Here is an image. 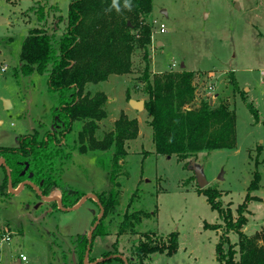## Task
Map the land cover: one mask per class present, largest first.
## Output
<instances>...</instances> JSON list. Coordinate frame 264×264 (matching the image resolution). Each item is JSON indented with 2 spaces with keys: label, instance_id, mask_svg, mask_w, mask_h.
I'll return each instance as SVG.
<instances>
[{
  "label": "rangeland",
  "instance_id": "374dc122",
  "mask_svg": "<svg viewBox=\"0 0 264 264\" xmlns=\"http://www.w3.org/2000/svg\"><path fill=\"white\" fill-rule=\"evenodd\" d=\"M38 1L0 0V147L17 146L20 138L34 129L52 127L51 107L56 98L48 92L47 74L21 76L22 44L30 28L41 26L37 16L28 11ZM70 1L48 0L50 5L59 6L64 17L58 21L60 12L52 10L47 21V29L55 33L57 41L66 30ZM152 10L146 20L152 28L148 45L151 76L188 69L195 74L198 90L194 105L187 106L197 109L206 101L204 88L213 84L207 102H228L235 110L236 148L217 149L208 157L200 153L196 162L204 165L208 187L221 192V203L231 209L234 220L239 217L238 207L245 201L254 173L261 175L258 189L251 194L259 199L249 203L243 230L250 236L264 231V0H153ZM162 23L167 31L161 34ZM144 52L136 47L129 74L112 75L89 90L102 91L108 97L104 107L108 117L99 122L97 132L100 139L113 131L121 115L136 118L139 133L124 144L127 156L115 169L119 182L115 187V209L103 215L88 263L122 255L128 264H137L134 247L146 238L145 234L167 244L169 234L178 232V250L172 255L155 252L146 264H223L217 259L220 237L227 235V241L236 245L238 233L227 230L220 214L201 193L203 188L198 187L187 166L193 159L180 162L175 156L158 154L150 114L130 104V99H148L144 92ZM4 66L8 70L2 72ZM209 72L212 78L207 77ZM231 72L238 82L236 88ZM4 100L11 103L10 109L5 108ZM249 103L258 111L260 121L249 110ZM75 126L79 130L82 124ZM102 154L110 152L75 151V162L64 173L63 183L85 194L110 189L104 168L95 163ZM222 170L223 180H219ZM4 178L5 171L0 167V240L4 235L11 236L10 243L0 248V264H82L81 253L86 255L88 233L100 212L96 202L87 200L76 210L59 208L50 212L52 203L43 201L31 188L17 194L9 187L4 191ZM54 196L61 198L60 194ZM135 215L142 216L140 222H136ZM228 242L224 241L225 251ZM22 253L26 261H22ZM100 264L124 262L114 258Z\"/></svg>",
  "mask_w": 264,
  "mask_h": 264
},
{
  "label": "trees",
  "instance_id": "16d2710c",
  "mask_svg": "<svg viewBox=\"0 0 264 264\" xmlns=\"http://www.w3.org/2000/svg\"><path fill=\"white\" fill-rule=\"evenodd\" d=\"M152 8L153 0H71L65 18L66 30L58 41L46 25L52 10L53 13L60 12L59 6L41 0L28 10L37 16L41 26L30 28L22 44L21 76L29 78L36 72L47 74L48 92L56 98V104L51 107L52 127L44 131L34 129L21 137L17 146L0 147V158L5 160L10 170L14 189L22 182L30 181L43 196L60 194L63 207H73L85 195L84 191L63 183L64 173L75 162V151L82 154L90 150L110 152L98 155L95 163L104 168L111 187L95 195L105 209L103 215L115 209V187L119 184L115 169L118 168L117 163L127 156L124 144L138 136V120L121 115L113 131L100 139L97 132L99 122L108 117L104 109L108 97L102 91L92 93L90 88L108 81L112 75L129 74L136 47L145 51L144 59L147 61L143 77L144 92L148 96L145 110L151 116L149 125L153 130L156 152L163 156H175L183 162L196 160L200 153L208 157L217 149L236 148V112L230 109L228 102L214 105L206 100L197 109L187 106L194 105L196 97L195 74L192 71H163L151 76L148 45L152 28L146 20ZM63 19L60 12L57 20ZM15 76L19 79L18 72ZM231 76L233 86L238 87L233 72ZM248 107L260 121L253 105L249 103ZM79 123L81 128L75 130V125ZM0 167L5 171L2 188L8 191V170L3 164ZM253 178L245 201L238 207L239 217L236 220L231 209L222 205L221 192L214 187L203 188L201 192L211 208L220 214L227 230L238 233L236 245L227 241V235L220 237L216 246L217 259L223 264H264V231L250 236L243 230L248 222L246 211L249 203L259 199L251 194L258 189L261 175L255 172ZM25 188L35 190L32 185ZM87 200L95 201L100 209L96 200ZM48 203L53 205L50 212L59 210L58 201ZM102 217L93 233V241L99 235ZM135 219L140 222L142 216L135 215ZM97 220L94 219L93 225ZM209 227L219 229L217 225ZM151 235L145 234L146 238L134 247L137 264H146L155 252L172 255L178 250V232L169 234L167 244ZM224 241L228 242L226 251ZM81 258L84 264V251ZM115 259L124 262L120 257Z\"/></svg>",
  "mask_w": 264,
  "mask_h": 264
},
{
  "label": "water",
  "instance_id": "95a60500",
  "mask_svg": "<svg viewBox=\"0 0 264 264\" xmlns=\"http://www.w3.org/2000/svg\"><path fill=\"white\" fill-rule=\"evenodd\" d=\"M164 14L167 15V11L166 10H163ZM184 65V64H183ZM5 102V108L8 110L11 108V103L8 101V100H4ZM130 104L131 106L140 111V110H145V101H137V100H134V99H130ZM3 164L6 167V163H5V160L3 158H0V165ZM188 169L190 171H192L194 173V176H195V180H197V184H198V187L201 189V188H206L208 187L209 185V179H207V176H206V173H205V167L204 165H199L196 160H192L190 162H188ZM8 170V176H9V180H8V185H9V189L11 192H14V193H20L27 185H32L33 188L35 189V191L37 192V194L40 196V198L43 200V201H53V200H56L58 201L59 203V208L60 210L62 211H72V210H76L78 209L84 202L87 201L88 198H92L93 200H96L97 203H99V206H100V212H99V215L97 216L98 217V220L96 221V223L93 225V227L90 229L89 231V243H88V246H87V249H86V255H85V258H84V264H100V262L102 261H106V260H110V259H114V258H117V257H120L123 259L124 261V264H128V261L126 259H124V257L122 255H111V256H108V257H104V258H100V260H97L95 262H92V263H88V257H89V253H90V248H91V244H92V241H93V236H94V231L95 229L97 228V226L99 225L101 219L103 218V214H104V207L102 205V203L97 199L96 195L94 194H85L82 198H81V201L76 204L75 206L73 207H63L62 205V201H60V198L59 197H56V196H43L42 195V192L40 191V189L35 185V184H32L30 181H25V182H22L20 184V186L14 190L13 188V185H11V179H10V170L9 168H7ZM223 173L224 171L222 170L219 175H218V179L219 180H223Z\"/></svg>",
  "mask_w": 264,
  "mask_h": 264
},
{
  "label": "built area",
  "instance_id": "2783aa9c",
  "mask_svg": "<svg viewBox=\"0 0 264 264\" xmlns=\"http://www.w3.org/2000/svg\"><path fill=\"white\" fill-rule=\"evenodd\" d=\"M155 22L157 23V21H155ZM159 28H160L159 31H160L161 34L162 33H165L167 31V28L165 27V25L163 23L159 25ZM7 70H8V67L7 66H4L2 68V72L7 71ZM1 76H2V73H0V77ZM207 77L212 78L213 77V73L209 72L208 75H207ZM213 89H214L213 84H209L208 86H206L204 88V90H205V93L204 94L206 95V100L207 99H210L208 97H210L211 91H213ZM197 90H196V92H197ZM10 241H11V236H9V234L8 235H4L3 238L0 240V248H2V245L4 243H10ZM20 257H21L22 261H26L27 260V257L23 253L20 255Z\"/></svg>",
  "mask_w": 264,
  "mask_h": 264
},
{
  "label": "crops",
  "instance_id": "0c3cea01",
  "mask_svg": "<svg viewBox=\"0 0 264 264\" xmlns=\"http://www.w3.org/2000/svg\"><path fill=\"white\" fill-rule=\"evenodd\" d=\"M182 64H184V63H182ZM187 71H188V69H187ZM190 71V70H189Z\"/></svg>",
  "mask_w": 264,
  "mask_h": 264
}]
</instances>
